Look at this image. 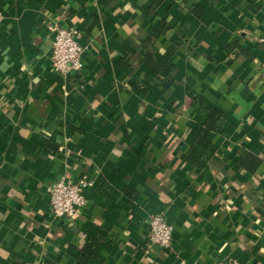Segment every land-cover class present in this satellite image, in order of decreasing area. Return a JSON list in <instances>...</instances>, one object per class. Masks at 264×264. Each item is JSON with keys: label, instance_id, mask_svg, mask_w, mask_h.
<instances>
[{"label": "crops", "instance_id": "0c3cea01", "mask_svg": "<svg viewBox=\"0 0 264 264\" xmlns=\"http://www.w3.org/2000/svg\"><path fill=\"white\" fill-rule=\"evenodd\" d=\"M53 26L80 71L54 69ZM262 38L264 0H0V264H264ZM62 176L90 182L74 221Z\"/></svg>", "mask_w": 264, "mask_h": 264}, {"label": "built area", "instance_id": "2783aa9c", "mask_svg": "<svg viewBox=\"0 0 264 264\" xmlns=\"http://www.w3.org/2000/svg\"><path fill=\"white\" fill-rule=\"evenodd\" d=\"M55 33L52 51L54 69L67 75L83 68V46L79 43L80 33L75 29L53 26ZM264 43V38L261 40ZM90 182L86 179L73 181L62 176L50 188L51 208L56 216L70 221L76 220L87 203L86 188ZM173 225L163 214L153 215L150 219V240L163 247H170L173 238ZM218 264H243L236 258L223 259Z\"/></svg>", "mask_w": 264, "mask_h": 264}, {"label": "trees", "instance_id": "16d2710c", "mask_svg": "<svg viewBox=\"0 0 264 264\" xmlns=\"http://www.w3.org/2000/svg\"><path fill=\"white\" fill-rule=\"evenodd\" d=\"M208 111H209V117L206 121V126L204 127L203 131L201 132V134L199 135V139L200 141L205 140V138H207L208 133L211 131V129H214L216 124H217V120H220L221 116H222V111L219 108L216 109H212L208 107ZM204 145L202 144H196V146H194L187 154L188 158L191 159L192 161L195 160L194 157L195 155L201 151V149L203 148Z\"/></svg>", "mask_w": 264, "mask_h": 264}]
</instances>
